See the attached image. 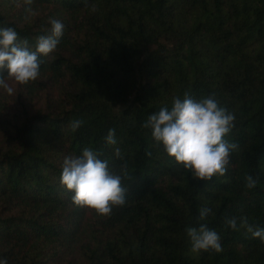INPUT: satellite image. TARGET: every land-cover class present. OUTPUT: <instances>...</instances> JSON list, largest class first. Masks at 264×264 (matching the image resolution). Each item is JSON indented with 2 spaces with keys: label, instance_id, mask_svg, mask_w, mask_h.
<instances>
[{
  "label": "trees",
  "instance_id": "16d2710c",
  "mask_svg": "<svg viewBox=\"0 0 264 264\" xmlns=\"http://www.w3.org/2000/svg\"><path fill=\"white\" fill-rule=\"evenodd\" d=\"M27 7L0 0V28L33 51L51 19L64 31L39 57L37 80L0 89V260L264 264V242L239 226L245 217L264 229V0H33L35 15ZM185 94L214 95L235 116L224 176L193 179L143 127ZM110 129L115 145L105 141ZM85 148L122 176L125 204L108 216L75 205L60 182L65 157ZM202 208L211 209L204 220ZM233 217L238 230L226 223ZM201 224L220 235L221 252L191 251L186 229Z\"/></svg>",
  "mask_w": 264,
  "mask_h": 264
},
{
  "label": "clouds",
  "instance_id": "9594fccd",
  "mask_svg": "<svg viewBox=\"0 0 264 264\" xmlns=\"http://www.w3.org/2000/svg\"><path fill=\"white\" fill-rule=\"evenodd\" d=\"M29 7L26 12L35 15L30 7L33 0H24ZM51 29L47 36H40L36 41L35 50L28 47V41L18 40L14 28H0V89L11 94L14 89L8 81L17 85H27L40 76L42 55L47 57L54 52L63 35L64 25L56 19L50 20ZM235 116L219 106L213 96L193 99L185 94L183 99L175 98L171 110L162 107L157 113L151 114L143 127L151 129L153 139L163 146L169 157L190 171L193 179L209 181L214 176H224L230 166L231 151L237 148L224 137L234 127ZM81 121L71 122L75 132ZM107 145H115V130L110 129L105 137ZM119 148L115 153L119 155ZM151 155V153H148ZM101 153L92 148H85L79 156H67L64 159L61 173V184L73 192L72 201L75 205L94 210L100 216H108L113 207L125 204V189L121 186L122 176L109 170L107 160L100 159ZM124 175L127 176L126 169ZM130 179V177H129ZM256 186L252 176L247 177V187ZM211 212L209 208L200 210V219L204 220ZM227 225L238 230L236 217L226 221ZM239 226L250 232L253 238L264 242V229L254 227L247 218L239 220ZM191 239V251L221 252V237L215 231L201 224L200 227L186 229ZM0 264H7L0 260Z\"/></svg>",
  "mask_w": 264,
  "mask_h": 264
},
{
  "label": "rangeland",
  "instance_id": "374dc122",
  "mask_svg": "<svg viewBox=\"0 0 264 264\" xmlns=\"http://www.w3.org/2000/svg\"><path fill=\"white\" fill-rule=\"evenodd\" d=\"M8 83L10 84L11 87L16 85V84H15L14 82H12V81H8Z\"/></svg>",
  "mask_w": 264,
  "mask_h": 264
}]
</instances>
